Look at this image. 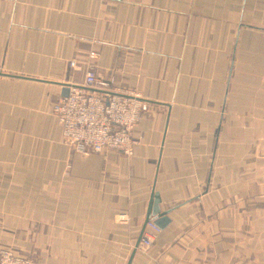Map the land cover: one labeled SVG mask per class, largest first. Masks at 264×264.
<instances>
[{
  "label": "crops",
  "instance_id": "crops-1",
  "mask_svg": "<svg viewBox=\"0 0 264 264\" xmlns=\"http://www.w3.org/2000/svg\"><path fill=\"white\" fill-rule=\"evenodd\" d=\"M91 50L101 83L151 103L129 157L72 153L51 114ZM155 194L169 224L145 251ZM1 249L264 264V0H0Z\"/></svg>",
  "mask_w": 264,
  "mask_h": 264
},
{
  "label": "built area",
  "instance_id": "built-area-1",
  "mask_svg": "<svg viewBox=\"0 0 264 264\" xmlns=\"http://www.w3.org/2000/svg\"><path fill=\"white\" fill-rule=\"evenodd\" d=\"M97 56L95 50L89 52L82 85L71 86L66 96L52 104L51 114L60 125L64 143L72 153L101 155L116 150L129 157L138 143L135 128L151 103L134 91L123 94L101 83L96 64L91 61ZM159 230L152 219L146 221L140 239L143 250L152 247ZM0 264L35 263L32 258L1 249Z\"/></svg>",
  "mask_w": 264,
  "mask_h": 264
},
{
  "label": "water",
  "instance_id": "water-1",
  "mask_svg": "<svg viewBox=\"0 0 264 264\" xmlns=\"http://www.w3.org/2000/svg\"><path fill=\"white\" fill-rule=\"evenodd\" d=\"M153 217V221L155 225L161 230L164 229L169 224V218L167 217L166 213H161L158 208V195L155 194L152 199L151 208L146 216V221ZM145 221V223H146Z\"/></svg>",
  "mask_w": 264,
  "mask_h": 264
}]
</instances>
